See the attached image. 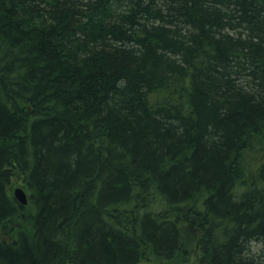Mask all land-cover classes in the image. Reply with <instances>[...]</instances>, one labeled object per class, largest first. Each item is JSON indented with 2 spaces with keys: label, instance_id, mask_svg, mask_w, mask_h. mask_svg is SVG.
<instances>
[{
  "label": "trees",
  "instance_id": "1",
  "mask_svg": "<svg viewBox=\"0 0 264 264\" xmlns=\"http://www.w3.org/2000/svg\"><path fill=\"white\" fill-rule=\"evenodd\" d=\"M197 255L264 264V0H0V264Z\"/></svg>",
  "mask_w": 264,
  "mask_h": 264
},
{
  "label": "water",
  "instance_id": "2",
  "mask_svg": "<svg viewBox=\"0 0 264 264\" xmlns=\"http://www.w3.org/2000/svg\"><path fill=\"white\" fill-rule=\"evenodd\" d=\"M14 196L22 205H26L29 201V196L23 187H17L14 190Z\"/></svg>",
  "mask_w": 264,
  "mask_h": 264
},
{
  "label": "rangeland",
  "instance_id": "3",
  "mask_svg": "<svg viewBox=\"0 0 264 264\" xmlns=\"http://www.w3.org/2000/svg\"><path fill=\"white\" fill-rule=\"evenodd\" d=\"M22 184L18 183V182H15L13 185H12V192L14 193V190L18 187V186H21ZM33 209V208H32ZM32 210L31 208H27L26 209V212L30 213ZM184 259L183 257H177V259L181 260ZM182 264H200V255H197L195 257L192 258L191 261H182Z\"/></svg>",
  "mask_w": 264,
  "mask_h": 264
},
{
  "label": "bare ground",
  "instance_id": "4",
  "mask_svg": "<svg viewBox=\"0 0 264 264\" xmlns=\"http://www.w3.org/2000/svg\"><path fill=\"white\" fill-rule=\"evenodd\" d=\"M18 187H20V186H18ZM27 204H28V203H27ZM27 204H26V205H27ZM26 205H24V206H26Z\"/></svg>",
  "mask_w": 264,
  "mask_h": 264
}]
</instances>
